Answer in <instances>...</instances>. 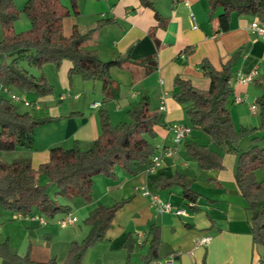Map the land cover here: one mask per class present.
<instances>
[{"label": "crops", "instance_id": "crops-1", "mask_svg": "<svg viewBox=\"0 0 264 264\" xmlns=\"http://www.w3.org/2000/svg\"><path fill=\"white\" fill-rule=\"evenodd\" d=\"M26 1L15 0L20 11ZM150 2L169 22L166 29L156 32L160 48L150 36V30L158 26L155 11L144 8L140 0H78L79 12H71L63 20L65 37L70 38L75 30L85 34L94 30L99 22L110 21L109 25L93 34L86 47L97 51L104 62L126 56L133 47L131 57L135 62L157 55L158 70L134 83L130 72L112 68L110 75L121 86V95L118 100L104 104L101 83H87L78 76L69 79L73 64L68 60L63 61L58 69L53 65H46L42 71L29 68L34 76L44 74L54 88L51 95L38 100L34 109L36 114L47 115V119L52 120L44 126L51 128L42 130L41 138L35 137L33 150L17 148L12 153L3 154L2 159L11 163L28 157L38 171L42 164L49 162L50 150L54 147L71 148L78 142L88 149L102 133L101 109L108 105L106 110L111 123L117 125L129 120L127 112L132 104L148 97L151 110H159L167 124V127L155 129V157L159 158V167L137 177L117 168L114 178H95L91 203L81 197L68 202L56 196V187L51 185L52 200L72 209L69 215H58L55 219H47L39 213L25 218L13 212L0 211V244L8 242L14 254L21 257L29 254L37 263L54 260L56 264H66L72 242H82L90 232V227L85 224L90 213L98 207L110 208L130 199L116 214L104 242L86 253L83 264H128L129 261V264H142V258L149 250L148 234L152 226L160 229L162 238L160 259L152 264H264V246L253 243L251 214L245 208L236 183L237 157L232 153L225 154L223 170H202L186 156L184 141L180 144L174 142L171 131L174 124L191 128L184 107L174 98L177 91L175 79L189 80L197 89L206 91L210 88V80L203 74L202 62L208 60L215 69L221 70L240 50L242 58L235 74L256 75L249 84L234 83L235 98H242L244 102H232L229 110L236 125L248 128L261 125L259 110L252 111V106L263 94L260 86L264 84V39L249 30L256 19L233 15L229 31L222 32L216 18L223 13V8H218L210 20L208 0ZM61 3L70 8L69 0H61ZM31 29V22L24 15L14 25L16 34ZM3 40L4 32L0 25V42ZM10 93L21 96L13 89ZM96 104L102 106L96 108ZM195 134L192 130L187 139L199 143ZM260 145L264 147V139ZM242 148L246 149V146ZM176 173L185 174L193 181L192 189L199 195L195 205L184 199L183 191L178 187L168 190L154 188V181ZM37 182L44 186L49 184V179L38 174ZM144 189L150 195H143ZM154 196L171 204L174 210L185 211V214L159 213L152 205ZM37 217L45 222L41 223ZM66 218L76 221L62 226L61 221ZM203 237H211V243L198 247L197 242ZM129 238L135 245L130 259L123 248Z\"/></svg>", "mask_w": 264, "mask_h": 264}, {"label": "trees", "instance_id": "trees-1", "mask_svg": "<svg viewBox=\"0 0 264 264\" xmlns=\"http://www.w3.org/2000/svg\"><path fill=\"white\" fill-rule=\"evenodd\" d=\"M208 1L210 20L218 8H223V13L216 18L222 32L229 31L233 15L254 17L264 27V0ZM69 2L70 8H67L61 0H27L20 11L15 0H0V25L4 32V40L0 42V87L2 90L13 89L23 93L22 96L30 103L29 108L24 106L26 110H22L8 94H0V211L13 212L25 218L39 213L51 220L58 215L71 213L70 206L52 200L49 192L51 185L56 187V196L68 202L81 197L91 203L95 178H114L117 168L131 177L148 172L156 155L155 129L167 127L165 116L159 110H151L149 98L142 97L127 112L130 123L113 125L109 111L101 109L102 133L86 150L78 142L71 148L54 147L50 150L49 162L42 164L38 171L28 157L18 158L11 163L3 161V154L12 153L17 148L33 150L37 127L51 122L50 119L39 118L34 109L38 100L51 95L54 88L44 74L34 76L25 68V64L42 71L46 65L58 69L63 61L72 62L69 79L78 76L87 83H101L104 104L118 100L121 95V86L111 78L112 68L130 72L134 83L158 70L157 55L135 62L131 57L133 47L126 56L109 62L102 61L97 51L86 47L93 34L109 25L110 21L99 22L94 30L85 34L75 30L70 38L65 37L63 20L71 12H79L78 0ZM140 3L144 8L155 11L158 26L150 30V36L160 48L156 32L166 29L169 22L155 10L150 0H140ZM22 15L31 22L32 29L16 34L14 25ZM241 58L240 50L221 70L204 60L201 68L204 76L210 80V88L200 90L189 80L177 77L174 98L184 107L191 129L202 131L212 142L211 145H201L186 138L183 148L189 159L202 170L220 171L224 169L225 154L232 153L237 157L235 178L245 208L251 214L253 243L264 246V179L257 177L258 172L264 171V147L260 145L261 139L255 136L258 129L237 127L229 110V105L236 99L233 85L237 81L235 71ZM260 87L263 94L257 99L256 106L264 119V84ZM246 137L250 138V144L247 149H242L240 142ZM38 174L47 177L49 184L39 185ZM192 185L193 181L182 173L153 182L154 188L159 190L182 189L184 199L195 205L199 195L193 191ZM129 202L130 199L123 200L113 207H98L92 211L85 220L90 232L82 242H72L66 264H83L86 253L104 242L116 214ZM148 239L150 246L142 258V264H152L160 259V229L152 226ZM134 247L131 238L123 245L129 259ZM0 258L2 264H56L54 260L48 263L34 262L29 254L18 256L11 251L8 242L0 244Z\"/></svg>", "mask_w": 264, "mask_h": 264}, {"label": "built area", "instance_id": "built-area-1", "mask_svg": "<svg viewBox=\"0 0 264 264\" xmlns=\"http://www.w3.org/2000/svg\"><path fill=\"white\" fill-rule=\"evenodd\" d=\"M195 28H197L194 25ZM249 30L252 34H255L259 37H261L262 39H264V27L260 25V23L256 20L254 21L250 27ZM256 73L250 74V75H242V74H238L237 75V83L244 85V84H249L253 81L254 77H255ZM3 93L8 94L9 98L14 102V103H21L23 106L29 108L30 107V103L29 101L22 96L16 95V94H12L10 93V91L8 89H3L2 90ZM236 103H242L244 102V100L242 98H236L235 99ZM101 105L100 104H96L95 107L99 108ZM164 109V108H162ZM252 111L253 112H257L258 111V107L252 106ZM171 131L174 134V142L176 144H180L181 142H183L192 132V129L182 125V124H174L171 127ZM159 158L155 157L153 160V165L151 166V168L148 170V172H153L155 171L158 167H159ZM143 195L148 196L150 195V192L148 190H143ZM152 205L156 208V210L159 213H171V212H175L177 215H184L185 211L183 210H174L173 206L169 203H163L157 196L153 197V201H152ZM37 220H40L41 223H44L45 220L43 218H36ZM76 219H70V218H66L64 220L61 221V225L62 226H66L69 223L75 222ZM212 238L211 237H203L201 239L198 240L197 242V246H207L211 243Z\"/></svg>", "mask_w": 264, "mask_h": 264}, {"label": "rangeland", "instance_id": "rangeland-1", "mask_svg": "<svg viewBox=\"0 0 264 264\" xmlns=\"http://www.w3.org/2000/svg\"><path fill=\"white\" fill-rule=\"evenodd\" d=\"M25 68H27L28 70H30L29 68H32V67H30L29 65H26L25 64ZM33 70H37V69H33ZM19 94H21V96L23 95V93H19ZM18 106H20L21 107V109L22 110H26V108L21 104V103H16ZM107 108H109V106L107 105L106 106ZM106 108V109H107ZM39 116V118H42V117H48L47 115L45 116H43V115H38ZM44 119V118H43ZM129 119V118H128ZM260 119H261V125L259 126V127H252V128H250V129H254V128H256V129H258V131H257V134L255 135V136H257V137H260L262 140L264 139V119L261 117V115H260ZM51 120V119H50ZM52 121V120H51ZM50 123V122H49ZM123 123H130V119L129 120H127V122H123ZM48 124V123H47ZM121 124V123H120ZM117 125H119V124H117ZM236 125V124H235ZM45 125H42V126H39V127H37V129H36V132H35V137H37V136H39V138H41L42 136H43V133H41L42 132V130H43V132L45 131V130H49L51 127H44ZM237 127H244V126H241V125H236ZM41 128H44V129H41ZM245 128H248V127H245ZM195 137H197L199 140V143H212L211 142V140H210V138L205 134V133H203L202 131H198V130H195ZM202 139H201V138ZM250 138H244V139H242L241 140V142H240V147L242 148V147H245L246 146V149L248 148V146H249V144H250V140H249ZM205 140V141H204ZM246 142V143H245ZM248 142H249V144H248ZM81 148L83 149V150H86L87 148H85L83 145L81 146ZM243 149V148H242ZM263 174H264V171H260V172H258L257 173V177L259 178V180H263L264 179V177H263ZM51 195H52V198H54V194L53 193H50Z\"/></svg>", "mask_w": 264, "mask_h": 264}]
</instances>
